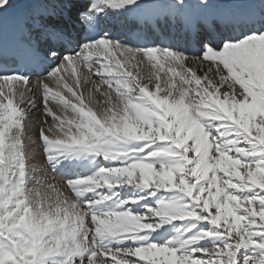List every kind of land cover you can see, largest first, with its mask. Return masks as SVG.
<instances>
[{
  "label": "snow or ice",
  "instance_id": "snow-or-ice-1",
  "mask_svg": "<svg viewBox=\"0 0 264 264\" xmlns=\"http://www.w3.org/2000/svg\"><path fill=\"white\" fill-rule=\"evenodd\" d=\"M0 264H264V0H0Z\"/></svg>",
  "mask_w": 264,
  "mask_h": 264
},
{
  "label": "bare ground",
  "instance_id": "bare-ground-1",
  "mask_svg": "<svg viewBox=\"0 0 264 264\" xmlns=\"http://www.w3.org/2000/svg\"><path fill=\"white\" fill-rule=\"evenodd\" d=\"M70 74H71V69H69V70H68V73H67V75H69V76H70Z\"/></svg>",
  "mask_w": 264,
  "mask_h": 264
}]
</instances>
